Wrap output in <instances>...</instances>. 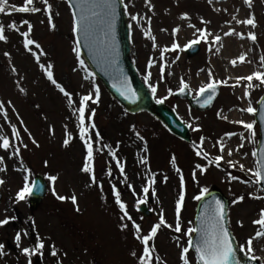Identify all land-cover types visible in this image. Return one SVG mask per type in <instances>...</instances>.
Instances as JSON below:
<instances>
[{
    "label": "rangeland",
    "instance_id": "374dc122",
    "mask_svg": "<svg viewBox=\"0 0 264 264\" xmlns=\"http://www.w3.org/2000/svg\"><path fill=\"white\" fill-rule=\"evenodd\" d=\"M23 2L7 0L5 12L0 13V24L5 26L7 37L6 41H0V102L4 103V111L7 112L5 119L0 111V135L7 136L15 147L20 148L19 156L12 154L14 148L8 151L0 149V157L4 158L0 168L5 169L0 171V180L4 181L0 220L15 217L8 224L0 226V244L4 245L0 250V264H28L29 257L23 254L22 249L34 247L37 236L47 246L42 250V257L39 254L30 257L32 264L54 260L56 264H139L137 257L142 254L143 244L135 237L148 234L151 227L159 222L161 214L171 227L161 226L149 241V247L153 249V264H182L180 256L182 249L187 247L186 238L181 231L174 230L176 214L173 212L181 192V176L184 178L185 206L181 227L193 219L198 202L194 197L200 194L201 189H220L230 199L231 230L246 251L247 241L252 238L253 251L247 253L257 256L264 264V235H255L258 230L264 229L253 223L264 209V193L258 184L252 182L254 177L247 171L255 168L256 158L252 153L258 142V128L254 124L253 135L235 123L240 120L254 123V117L246 111L241 112V109L249 105L256 107L264 95V84L253 80V91L249 97L244 96L246 86L242 87V83L233 87L237 84V77L264 71V64L261 63V57H264V0H252L251 7L244 0H221L220 3L214 0L211 3L209 0H124L131 29L132 58L140 78L145 82V76L151 73L145 84L150 89V86H155L156 98L169 104L189 126L193 143L176 139L163 125L149 119L147 114H126L110 97H104L105 91L102 89L104 100L92 107L96 112L93 121L96 127L92 129L88 124L93 144L94 174L101 182L94 184L87 177L88 173L81 170L86 149L79 138V120L75 116V109L73 105L65 108L59 89L56 87L55 91V86L43 79L50 70L57 83L72 97L78 96L77 99L89 91L95 95V89L100 87L84 69H79V64L75 66L73 54H69L73 44L69 12L64 9L57 11L55 29L58 31H55L48 23L49 12L43 0H34V6L41 9L39 12L18 13L12 10L13 6H23ZM48 4L51 5V16H54L53 7L57 4L67 6L65 0H48ZM183 13H187L189 19H181ZM134 15L137 16L136 20L131 19ZM249 16L255 19L254 28L236 22ZM210 17L212 20L208 19ZM23 20L32 24L29 38L39 43L40 49L34 45L30 46L31 51L24 48L21 32L27 31V25ZM201 20L207 23H201ZM12 22L16 23L17 30L7 27ZM191 23L195 28H206L212 34L208 37L209 42L213 35H220L221 41L217 44L203 42L201 53L192 59L182 52L183 47L164 52L173 41L183 46L195 38V29L188 26ZM177 27L180 29L179 36H173L172 30ZM149 29L155 41L145 35ZM228 29L242 33L244 38L249 32L255 33V43L241 40L237 35L222 39ZM50 38H54V44ZM229 39L232 42H227ZM10 40H16L17 45L9 43ZM233 42H238V48L229 46ZM58 46L62 49L61 54L55 51ZM52 50L54 60L48 57ZM5 52L9 55L5 56ZM240 55L247 57L245 62H237L233 66L231 61ZM36 56H39V61ZM207 58L213 64V69L210 67L212 79L227 81L219 85L223 90L222 101L228 100L224 102V108L219 106L222 104L219 102L210 112L199 113L190 109L186 102L174 100L172 95L180 88L181 78L191 87L189 89L194 95L200 86L209 82L206 72L203 76L198 73V70H206L201 65L206 63ZM149 60H152L151 68L148 67ZM49 64L52 65L51 69L47 68ZM161 67L164 68L163 73ZM193 68L198 70H191ZM7 69L12 72L9 73ZM14 89L18 95L21 89L25 91L24 101L18 103L20 100H15ZM12 126L19 132V139L12 137ZM226 133L235 135L229 137ZM66 138L69 139L67 147L63 144ZM98 139L104 140L102 148L98 145ZM221 143L224 145L223 153L219 151ZM241 144L243 147H239ZM229 149L232 150L231 156L228 155ZM197 151L208 153L213 164L209 165L203 156H197ZM217 155H223L219 166L215 163ZM173 157L175 164L172 163ZM229 160L236 166H230ZM117 161L124 168L123 174L117 167ZM197 164L206 171L201 172ZM240 165L244 166V170ZM109 169L111 176L107 174ZM35 174L45 177L49 192L44 205L31 219L27 200H17L16 196L24 186V178L27 177L31 183V176ZM49 176H56L57 179L50 181ZM231 176L239 179L232 180ZM113 186L120 192L131 221L121 219L123 213L115 203ZM144 187H149L147 194L143 192ZM53 190L56 195H53ZM73 194L77 197L75 205L70 199L56 198L57 195L71 197ZM241 196L244 197L242 201L238 200ZM140 200L146 201L152 213L150 217L146 218L140 213ZM133 221L141 226L138 234L130 228ZM124 224L128 227L122 228ZM18 231L22 234L20 247L16 246L14 239ZM24 231L29 235L23 236ZM52 246L57 251L55 257L50 254ZM133 251L137 257L131 255ZM188 259L189 264H197L192 253Z\"/></svg>",
    "mask_w": 264,
    "mask_h": 264
},
{
    "label": "snow or ice",
    "instance_id": "6c2138e0",
    "mask_svg": "<svg viewBox=\"0 0 264 264\" xmlns=\"http://www.w3.org/2000/svg\"><path fill=\"white\" fill-rule=\"evenodd\" d=\"M211 3V0H209ZM43 3L46 5V11L49 12V17H48V22L50 25H52V16H51V5L48 4V0H43ZM244 3L247 4L249 7H251L252 0H244ZM7 4V0H0V13L5 12V7ZM75 8L79 10V15L77 16L76 12H73V32L74 33H82L84 36L85 41L89 40H94L95 39V34L99 29L98 26V21H102L107 25V27L111 30L114 31L115 27V19L117 16V0H76V3L74 5ZM13 11L18 12V13H35L41 11L40 8L34 6V0H24L23 6H13ZM181 19L187 20L189 19L187 13H183L180 17ZM235 19V17H233ZM132 20H136L137 16H132ZM239 24L243 25H248L254 28L256 26V22L253 16H249L248 18L244 20H237L236 21ZM23 23L27 25V31L21 32V35L24 37L23 41V46L25 49L31 51L30 46H35L36 49H40L39 43H37L35 40L29 38L30 34L32 32V24L28 20H23ZM201 23H207L203 20H201ZM54 27V25H52ZM189 27H192L195 29L194 32V39L189 40L185 45L181 46L178 44L176 41H173L172 45L170 48L166 47L163 51H176L179 50L181 47L184 49H190L196 44H199L202 40L206 44H217L221 41V36L220 35H215L211 42H209L208 37L212 35L207 31L206 28H195V25L189 24ZM8 28L12 30H17L16 28V23L12 22L7 26ZM179 27L174 28L172 30V35L176 36V34L179 32ZM145 35L148 37V39L155 41V37L151 35L150 29L145 31ZM225 36L229 35H237L240 36L241 39L244 38V35L242 33H236L234 29H230L228 32L224 33ZM105 36H107V32H105ZM247 38L252 40L253 42L256 40V35L253 32H249L247 34ZM7 37L5 35V26L3 24H0V41H6ZM153 47L155 48L156 45L153 43ZM211 50V48H209ZM73 51L76 53L77 60L79 62V65L81 68H84L85 72H88V69L85 67V61L83 59H80V50H79V40H77V46L73 49ZM107 54H110L109 49H105ZM219 51V49H217ZM5 56H8L9 54L7 52L4 53ZM33 55H36L33 53ZM161 56L163 57V52L161 53ZM37 61H39V56H36ZM245 55H240L238 60L239 62L243 63L245 62ZM233 66L236 65L237 60L233 59L231 61ZM261 63L264 64V57H261ZM41 67H44L41 65ZM52 65L49 64L47 66L48 69H51ZM148 67H152V60H149L148 62ZM161 73H163L164 68L161 67ZM15 71V69H13ZM90 74V73H89ZM47 79L51 81L61 93L64 94L65 97L68 98L69 104H71L73 101L71 99L70 94L65 90V88L57 83V81L53 78V73L48 70L46 72ZM151 73L149 72L148 75L145 76V82H147L150 78ZM209 82L200 86L198 91L196 92V96L200 97L205 95L206 93H210L207 97V99L204 101V104L210 103V101L213 99V96L216 93V88L217 84L219 83H224L226 84L227 81H215L212 79V74L209 71ZM241 80L248 81L249 83L247 84L246 90L244 92L245 97H249L250 93L247 90L248 88H251L252 81L256 80L259 81L260 84H264V71H254L251 74L243 77H237L236 81L237 84L233 85V87L238 86L239 82ZM113 87H117V84L114 83ZM151 87V92L155 94L156 92V87L155 86H150ZM189 88V85L181 78L180 80V88L179 91L180 93H184L186 89ZM23 91V90H22ZM118 91H120V94L124 96L126 99L136 98V91L131 88V86L128 84L127 79L125 78L122 82H120V86L118 87ZM169 93L171 94V89H169ZM264 100V98H262ZM88 101H92L93 103H98L99 101V89H95V99H93L92 94L84 95L81 97L79 100V108H78V113H79V123H78V128H79V138L81 141H83L84 147L86 149V156L85 160L83 163L82 171L84 173H89L91 174V182L94 184L96 183V177L94 174V168H93V144L91 142V138L89 136V127L86 124V117H85V112L87 108ZM163 100H157V103H162ZM9 104L11 103L10 101L8 102ZM203 106V105H202ZM5 105L3 102H0V111L3 112V115L5 119H7V112L4 111ZM241 111H246L250 114H255L257 112L256 108H253L251 105L247 107L246 109H241ZM95 116V109L91 110V115L87 118L88 120H91L92 117ZM264 118V117H262ZM22 123V121H21ZM235 123L240 124L243 128L249 130L253 135H255L254 132V123L253 122H245L243 120L236 121ZM96 125L94 123L91 124V128L94 129ZM198 130V129H197ZM25 131H27L25 129ZM99 136V133L96 134ZM227 136L231 137L232 135H235V133H226ZM12 137L14 139H19V132L17 131L15 126H12ZM142 139V137H141ZM241 139H243V136H241ZM33 143H36L35 140H33ZM63 144L65 147L68 146L69 144V139H64ZM26 147V145H25ZM239 147H243V144H241ZM14 152L12 153L13 155L19 156L20 154V148L15 147L13 143L10 142L9 138L4 135H0V149H3L4 151H8L9 149H13ZM238 150V149H237ZM219 151L223 153L224 151V145L221 143L219 147ZM262 155H264V149H261ZM113 155H115L113 153ZM197 156H203L209 165L213 164V160L209 158L208 153L202 152V151H197L196 152ZM228 155H232V150H228ZM253 157L257 156L256 152L252 153ZM3 157H0V164L3 163ZM223 160V155H217L215 157V163L217 166H219L220 161ZM47 163V162H45ZM172 163L175 164V157L172 158ZM229 165L232 167H235L236 165L233 164L231 160L228 161ZM117 167L120 171L121 174L124 173V168L121 166L120 162L117 161ZM196 167L200 169L201 172L206 171L205 168H203L201 165L197 164ZM241 170H244V166L240 165ZM5 169L0 168V171H4ZM179 171V169H177ZM252 177H254V180L252 181L253 183L256 184H262L264 183V158H261L259 160H256L255 162V168H249L247 170ZM109 176H111V169H109L108 173ZM25 183L24 186L18 191L16 199L17 200H23L27 196H30L33 194V189L37 188L34 182H32L31 186L28 181V178L25 177ZM48 179L50 181H55L57 179L56 176H49ZM166 179V178H165ZM230 179L232 180H237L239 179L238 177L231 176ZM4 181L0 180V184H3ZM180 183H181V192L179 195V199L176 201L175 205V214H176V224H175V231L180 232L181 231V224H180V213L184 201V178L183 176L180 177ZM131 187V185H129ZM37 190H41L37 188ZM143 192L147 194L149 192V187H144ZM112 193L115 197V203L119 206L120 211L123 213V216L121 219L127 218L129 221L132 220V217L129 215V213L126 210V205L124 202L121 200L120 192L113 186L112 188ZM208 193V189L205 187L201 189L200 194L195 196L194 198L196 200H201L205 194ZM53 195H56L55 191L53 190ZM59 200H65V199H70L71 202L75 205L77 203V197L75 194H73L71 197H65V196H59L57 195L56 197ZM259 199L260 197H256ZM244 197L241 196L238 198V200H243ZM146 201L140 200L138 203L143 204ZM213 203L214 207L213 208H208L206 206V212L202 214L201 218V225L200 227H191L187 230L186 235L189 237L188 241V246L184 247L181 252L180 259L182 261V264H189V259L187 257V254L189 253L190 248L194 247L195 253L198 257L197 259V264H230V259L234 254V249L232 246V242L230 239V235L228 230L224 227V204L218 200L213 198ZM79 209L77 208V211ZM15 217H6L3 220H0V226L6 225L10 222V220H14ZM254 224L260 225L261 229H264V209H261L259 213V219L253 221ZM161 226H167L171 227V225H167L166 221L163 217V214L160 215L159 222L154 224L150 232L144 236L136 235V239L140 240L143 244V249H142V254L137 257V253L133 251L131 253L132 256L137 257L139 264H153V249L149 247V241L155 237L157 234L158 229L161 228ZM122 228L128 227V225L124 224L121 225ZM132 227L135 229V232L138 234L141 232V226L139 224H136L134 221L132 223ZM193 233H199L200 234V239L193 243L192 240V234ZM29 233L27 231L23 232V236H28ZM256 237H260L264 235V231L258 230L256 232ZM15 243L17 247H20V241L22 239V234L21 232H17L15 235ZM252 238H249L247 241V251L251 253L253 251L252 249ZM45 247V244L43 240L37 236L34 247L29 248V247H24L22 249V252L25 256L29 257L28 264H32V261L30 257L35 254L42 255L43 254V249ZM4 245L0 244V250H3ZM53 257L57 256V251L55 250V247L52 246V250L50 253ZM252 259H258L255 256L251 257ZM59 264V262H58Z\"/></svg>",
    "mask_w": 264,
    "mask_h": 264
},
{
    "label": "water",
    "instance_id": "95a60500",
    "mask_svg": "<svg viewBox=\"0 0 264 264\" xmlns=\"http://www.w3.org/2000/svg\"><path fill=\"white\" fill-rule=\"evenodd\" d=\"M69 3L71 4L74 12L77 13V16L79 15V10L74 7L76 0H68ZM124 13L121 9V6L117 0V16L115 19V27L114 31L109 29L105 23L102 21H98V26L99 29L96 34H95V39L94 40H89L85 41L82 40V45L83 48L86 52L89 51L91 56L93 57L92 59L99 60L101 57V54H105V60H109L111 58L115 57L120 53L121 59L119 61V65L122 66L125 70V72L130 76L131 78V86L132 89L136 91V100L135 99H125L122 97L117 90H114L113 87H109V90L119 98L126 106L127 110L131 112H138L140 110H148L155 114L157 117H159L163 122H165L168 126L169 129H171L172 132H174L176 135L180 137H186L188 135L187 133V128H185L180 121H178L174 113L168 109V108H163V107H155L153 104L150 103V96L146 94V92L143 90L142 86L138 84L136 80H134L133 75H132V69H131V64L128 63L127 58L128 53H129V41L128 37V28L125 25V16H123ZM105 32H107V36H105ZM107 38H112L110 42L107 43ZM108 44L105 48H102V45ZM105 49L110 50V54H107ZM149 105L147 106V104ZM147 106V108H146ZM199 110H205V108H197ZM208 109V108H207ZM264 108H260L259 113L256 115V120L259 123L261 127V134L260 135V144H259V149H258V156L259 159L264 158V155L261 153V149H264ZM264 188V183L261 184ZM211 197L220 200L219 197H217L214 194H210L207 196L206 201L210 200ZM42 195L41 191L36 195H34L32 203L34 204V207L41 201ZM224 204V221L226 219V207L227 203L225 200L221 198L220 200ZM232 241V240H231ZM239 253V252H238ZM240 256H237V260H234L232 257L230 259V264H252L250 261L244 259L242 255L239 253Z\"/></svg>",
    "mask_w": 264,
    "mask_h": 264
},
{
    "label": "bare ground",
    "instance_id": "6f19581e",
    "mask_svg": "<svg viewBox=\"0 0 264 264\" xmlns=\"http://www.w3.org/2000/svg\"><path fill=\"white\" fill-rule=\"evenodd\" d=\"M227 42H232V40L231 39H229ZM234 44H232V45H229L230 47H233V46H235V48L237 47V44L235 43V42H233ZM217 47H219V46H217Z\"/></svg>",
    "mask_w": 264,
    "mask_h": 264
}]
</instances>
